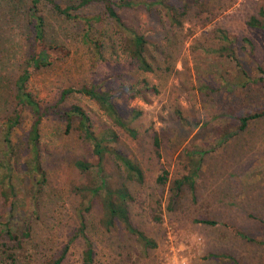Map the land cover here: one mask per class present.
I'll return each instance as SVG.
<instances>
[{"label": "rangeland", "instance_id": "rangeland-1", "mask_svg": "<svg viewBox=\"0 0 264 264\" xmlns=\"http://www.w3.org/2000/svg\"><path fill=\"white\" fill-rule=\"evenodd\" d=\"M29 1L22 3L27 7ZM186 1L180 24L156 7H116L125 24L149 38L150 71L140 69L128 54L127 37L112 23L102 1L79 7L78 18L65 17L40 2L45 40L70 53L37 70L29 88L42 105L55 104L65 111L81 105L97 134L106 127L115 129L118 139L112 145L141 166L144 179H130L112 155L106 156L101 169L79 168L76 161L93 156L91 142L79 117L71 115L68 122L54 113L39 124L42 175L22 176L34 117L25 109L14 129L12 158L20 178L15 175L12 181L20 191L18 206L11 211L0 193V264H43L65 244L69 247L61 264H82L84 238L78 235L70 241L81 225L94 248V264L232 262L224 255L239 264H264V116L239 127L241 116L264 109V81L259 78L264 32L248 23L264 8V0ZM21 6L15 10L19 20L9 29L10 22L4 23L3 17L6 20L14 5L0 0V28H7L0 35V99L7 98L0 103V115L11 106V74L23 49ZM91 40L103 43L100 52ZM138 81H143L142 92H136ZM81 85L112 91L117 109L137 130L136 136L113 123L93 98L78 92L62 97L64 88ZM133 111L138 117H131ZM154 134L160 138L159 155L153 149ZM191 154L198 158L194 187L182 185L170 200L173 179L192 168ZM164 172L166 181L158 182ZM102 177L126 183L132 194L128 204L132 223L154 238L156 247L144 248L120 222L110 228L102 224V192L89 189ZM202 218L217 223L207 224ZM6 229L19 238L9 237Z\"/></svg>", "mask_w": 264, "mask_h": 264}, {"label": "trees", "instance_id": "trees-1", "mask_svg": "<svg viewBox=\"0 0 264 264\" xmlns=\"http://www.w3.org/2000/svg\"><path fill=\"white\" fill-rule=\"evenodd\" d=\"M41 1L42 0H30L28 6L26 7L25 4L22 3V0H11V4L14 5V11L12 12L7 10L6 20L3 17L4 23H6V21L10 22L9 29H11L13 21L17 18V22L20 17H17L15 10L17 9L18 12L20 4H22L18 15L21 13L23 20L22 23L21 21L19 22L21 28L23 29V32L20 30V39L23 41L21 46H23V49L19 60L16 62L17 64L13 66L14 70L11 74V83L9 86V88L11 87V106L7 112H2V115H0V193L4 197L11 211L18 206L20 200V191L18 190L16 183L12 181V179L15 178V175L20 178V176L17 175L16 166L12 158L15 156L16 150L14 129L20 124L21 115L25 109H28L34 117L27 135L28 137L26 143L30 148V152L28 159L26 160V169L22 176L26 175L27 178H31L34 173L42 175V165L38 152L39 124L46 114L54 113L67 117L68 122L71 115L79 117L80 127L84 131L85 137L91 142L93 156L87 161H76V165L79 168L89 169L90 167L97 166L101 169L106 156L112 155L114 159L120 163L126 172V175L130 179L137 182H142L144 179V173L141 166L124 151L112 145V142H115L118 139V133L115 129L112 127H106L97 134L93 130L89 114L81 105L73 104L66 111L55 104L42 105L33 91L29 88V80L37 70L44 66H49L56 59L67 56L70 53L69 49L64 48L62 45L48 43L45 40L46 20L40 9ZM43 1L49 4L54 12L68 18L80 17L78 12H76L79 7L86 6L91 2L102 1L112 23L127 37L125 48L128 54L137 62L140 69L146 71L152 70V64L146 56V46L150 40L145 33L138 32L132 26L125 24L116 7L129 8L141 6L147 9L156 7L163 10L165 16L172 23L180 24L181 18L185 15L188 6L186 0H175V2H170L169 0H78L77 4L67 5L59 2L58 0ZM248 23L251 26L262 29L264 32V8H260L258 14L252 15L248 20ZM1 33H7V28L5 26L0 28V35H2ZM85 35V39L87 41L89 39L87 37V35H89L87 30L85 31ZM93 41L92 43L94 44V49H96L97 52H100L103 43L100 40ZM260 71L263 74L259 78L264 81V68H260ZM142 82L143 81H138L135 83L137 89L136 92H142L139 86ZM71 92L82 93L93 98L98 103L100 108L106 112L113 123L123 127L131 136H136L137 130L129 125V120L123 117L117 109L113 101L114 93L112 91L100 90L95 85L70 86L63 89L62 97ZM6 101L7 98L4 100L0 99V103H5ZM1 107L2 104L0 105V108ZM177 112L178 115H180L181 112ZM131 115L132 118H136L139 113L137 111H133ZM260 116H264V109L260 112L249 113L241 116L239 119L240 129H244L248 125L249 120ZM180 117L188 124L191 123L185 116L182 117L180 115ZM67 127H69V123H67ZM153 149L158 155L160 154L161 143L157 134H154L153 136ZM191 156L193 163L189 172L173 179L170 187V200H173V198L178 196L182 185L187 184L191 188L194 187V176L196 173L195 168L198 165V158H194L192 154ZM166 175L167 172L159 175L157 177V181L164 183L166 181ZM89 189H91L93 194L102 192L101 203L103 216L101 218V222L105 227L110 228L115 224V222H120L129 233L133 234L136 239L143 244L144 248L156 247V240L132 223L128 206L129 201L132 199V194L126 183H112L111 180L102 177L97 185ZM157 219H159V217ZM200 221L207 224L217 223L215 219L208 218H202ZM226 225L231 228L234 227L231 224L226 223ZM233 229L236 230L235 227ZM5 232L13 239L19 238L9 229H6ZM28 233V230L23 232L26 236ZM240 234L244 237L247 236L246 234H243V232ZM78 235H81L85 241V247L82 251V264H94V248L83 233L82 225L78 228L76 233L71 235L70 241ZM68 247V244L63 245L62 250L57 256L49 259L43 264H61ZM224 256L227 257L226 259H230L232 261H224L225 263L239 264L234 258L226 255Z\"/></svg>", "mask_w": 264, "mask_h": 264}]
</instances>
